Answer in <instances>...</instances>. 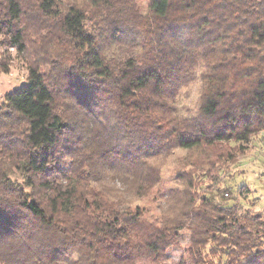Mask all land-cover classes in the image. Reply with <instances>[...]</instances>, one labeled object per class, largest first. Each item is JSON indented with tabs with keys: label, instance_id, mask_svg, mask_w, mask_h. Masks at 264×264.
Returning a JSON list of instances; mask_svg holds the SVG:
<instances>
[{
	"label": "clouds",
	"instance_id": "clouds-1",
	"mask_svg": "<svg viewBox=\"0 0 264 264\" xmlns=\"http://www.w3.org/2000/svg\"><path fill=\"white\" fill-rule=\"evenodd\" d=\"M0 264H264V0H0Z\"/></svg>",
	"mask_w": 264,
	"mask_h": 264
}]
</instances>
